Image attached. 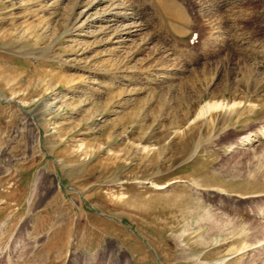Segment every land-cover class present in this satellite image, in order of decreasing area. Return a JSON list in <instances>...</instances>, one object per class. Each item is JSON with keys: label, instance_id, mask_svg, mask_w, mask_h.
<instances>
[{"label": "rangeland", "instance_id": "rangeland-1", "mask_svg": "<svg viewBox=\"0 0 264 264\" xmlns=\"http://www.w3.org/2000/svg\"><path fill=\"white\" fill-rule=\"evenodd\" d=\"M163 1L0 0V264H264V91L182 20L260 43L262 0Z\"/></svg>", "mask_w": 264, "mask_h": 264}, {"label": "bare ground", "instance_id": "bare-ground-1", "mask_svg": "<svg viewBox=\"0 0 264 264\" xmlns=\"http://www.w3.org/2000/svg\"><path fill=\"white\" fill-rule=\"evenodd\" d=\"M176 1V0H175ZM212 1V0H211ZM261 1V0H259ZM162 2H164L162 0ZM202 2V1H201ZM229 2V1H228ZM248 2V0L246 1ZM250 2V1H249ZM205 3H208L205 1ZM254 3V2H252ZM260 3V2H259ZM257 3L262 9V11L258 12L257 10V13L255 14V17L253 16V18L255 19L256 23H258V25L260 26V24L262 25L263 22H264V0L261 1V5ZM201 4V3H200ZM249 3H247L248 5ZM255 6H258L256 5V3H254ZM227 5V0H216L215 3L210 7L211 9L210 10H207L206 12H202L200 15L202 16H209L210 18L213 16V14L215 15V11H219L221 8H223V6ZM251 5V4H250ZM164 6L169 8L170 12L177 18H180L179 15H178V11L181 9H175V7L173 8V10L171 9L170 5L167 4L166 2L164 3ZM203 6V4H202ZM204 8V7H203ZM258 8V7H257ZM204 9H202L203 11ZM254 11H255V7H254ZM253 12V11H252ZM256 12V11H255ZM252 14V13H251ZM254 14V12H253ZM207 18V17H206ZM183 22L185 24H188L189 25V29H185V37H189L190 38V34L193 32H197L198 35H199V39L200 38H203V42H202V46H203V51L205 50H215V46L213 44L212 41H219L218 39L222 36L224 37V40L223 42L226 41L227 39V43L225 45V49L223 51H227V60L230 62L231 61V58L233 57H242V60H243V68L246 73H248L245 77L246 78H250V82L253 83V81L257 84L260 85V87H257L259 90H257L255 93H253L252 91H248L247 89L249 88H246L245 90V94L244 96H246V98H250V97H253L254 95H256V93H259V92H262L264 91V42H260V43H255L256 42V39L257 41H259V39H261V37L258 39L257 37L255 38V42L253 41V37L254 36H257L259 35L258 31L257 30H252L251 31H247L245 32V30H237L236 32H238V34L236 35H233L234 31H235V28H233L232 26L229 27V23L227 22H218L216 24H214L209 30L207 33H205V29H202V28H199L197 29L196 27H194L195 25L193 24V17L190 13H185V17L182 18ZM227 20V19H226ZM230 20V19H229ZM225 21V20H224ZM235 21V20H234ZM231 22H232V19H231ZM264 25V24H263ZM240 27V26H239ZM264 28V26H263ZM183 32V31H182ZM203 32V34H202ZM197 35V36H198ZM207 37H206V36ZM204 36L206 37V39L204 38ZM262 36L264 37V33H262ZM236 37H238L236 39ZM259 37V36H258ZM205 39V40H204ZM201 40V39H200ZM263 40V39H262ZM212 43V44H211ZM191 48V47H190ZM194 48V47H193ZM213 48V49H212ZM187 51V50H186ZM193 51V50H192ZM223 51H217L215 50V52H218L217 54L223 52ZM189 52V50H188ZM191 54L192 52L188 53V55L185 53L184 55H187V59L189 58L188 56L191 57ZM193 56V55H192ZM185 57V56H184ZM186 58V57H185ZM186 59V60H187ZM192 60V61H191ZM195 61V60H194ZM189 62L192 64L193 62V59L190 58ZM193 64H195L193 62ZM219 69V68H218ZM146 72V71H145ZM221 72H223L222 70V67L217 70V72L213 73V74H210V76L207 75V73H204L203 75H201L203 78L205 77V80L203 79L204 81V84L206 83V85H204V91L202 93V95L200 97H211L210 95V90L211 88L214 86V80H217L218 77L220 76ZM147 73V72H146ZM209 73V72H208ZM143 74V73H142ZM176 74V73H174ZM207 75V76H206ZM222 75V74H221ZM156 76V74H155ZM201 77V78H202ZM170 80L174 79L173 77H167ZM147 80V78H146ZM155 79H152V80H149V85L151 86V82L154 81ZM159 80V79H158ZM195 81V79H194ZM228 81L230 82L231 80L228 79ZM161 84L160 82H156L155 83V86L156 85H159ZM202 84V83H201ZM173 87V86H172ZM255 87V86H254ZM147 88L144 87L143 90H144V93H145V89ZM188 88V87H187ZM197 88V87H196ZM230 88V87H229ZM149 89V88H148ZM173 90V88H170ZM142 90V91H143ZM171 90V91H172ZM219 90V89H218ZM250 90V89H249ZM139 91V90H138ZM150 91V90H149ZM170 91V90H169ZM230 89H226V88H223L221 89V93L218 94L217 96H213V97H223L222 99H216L215 102H211L208 101L207 105H206V110H208V112H216V111H220L222 112L223 115H228L232 112H234L236 109H241L239 111V114L242 113L244 110H246L249 106V99H247V101L244 102H237L236 99L234 100H230V99H226L224 97H226V93L229 92ZM141 92V91H140ZM143 93V92H142ZM141 93V94H142ZM148 93V91L146 92ZM213 93V92H212ZM218 93V92H217ZM150 94V93H148ZM230 94V93H229ZM151 95V94H150ZM234 96V95H233ZM153 97V96H152ZM231 97V96H230ZM191 105L189 104V106L185 108V121H188L189 119H187V117L190 116V111L192 109V107H190ZM193 111V110H192ZM236 113V112H235ZM193 115V114H192ZM199 115L201 116V112H199ZM235 115V114H234ZM232 117V116H231ZM228 118V117H227ZM224 119V118H223ZM233 119V118H232ZM177 134V133H176ZM258 138H262L264 137V130L261 131V133L259 134H256V135H250L248 136L242 143L243 144H251V142H253L254 140L256 141V139ZM182 146V145H181Z\"/></svg>", "mask_w": 264, "mask_h": 264}]
</instances>
